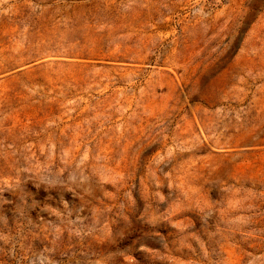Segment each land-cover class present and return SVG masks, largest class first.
<instances>
[{
	"label": "rangeland",
	"instance_id": "rangeland-1",
	"mask_svg": "<svg viewBox=\"0 0 264 264\" xmlns=\"http://www.w3.org/2000/svg\"><path fill=\"white\" fill-rule=\"evenodd\" d=\"M0 264H264V0H0Z\"/></svg>",
	"mask_w": 264,
	"mask_h": 264
}]
</instances>
